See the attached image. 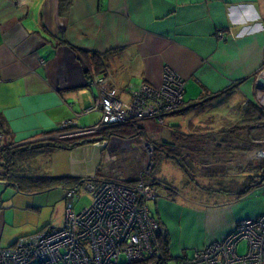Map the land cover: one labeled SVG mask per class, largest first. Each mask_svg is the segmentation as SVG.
<instances>
[{
	"label": "crops",
	"instance_id": "0c3cea01",
	"mask_svg": "<svg viewBox=\"0 0 264 264\" xmlns=\"http://www.w3.org/2000/svg\"><path fill=\"white\" fill-rule=\"evenodd\" d=\"M165 66L186 82L182 110L164 117L171 133L193 128L189 121L184 129L181 120L205 98H234L239 115L246 106L242 102L254 98L255 75L264 66V0H0L2 148L92 131L101 119V110L92 108L101 86L115 88L116 97L128 101L130 87L159 85ZM141 124L147 138L160 139V125L154 120ZM106 149L86 142L40 153L32 157L33 163L44 158L46 165L53 157L55 170L41 168L39 173L29 166L15 171L28 179L78 177L83 183H53L62 194L67 187L77 192L85 179L105 176ZM2 175L0 247H8L41 230H36L33 214L39 191L29 186L19 190ZM162 190V196L151 201L156 212L149 210L169 239V260L189 255L183 254L184 248L193 250L220 238L236 220L264 211V200L245 199L248 196L193 209L177 204L175 189ZM187 219L203 230L206 220L214 228L181 243L173 232L180 231L178 225L190 232L194 226Z\"/></svg>",
	"mask_w": 264,
	"mask_h": 264
},
{
	"label": "built area",
	"instance_id": "2783aa9c",
	"mask_svg": "<svg viewBox=\"0 0 264 264\" xmlns=\"http://www.w3.org/2000/svg\"><path fill=\"white\" fill-rule=\"evenodd\" d=\"M264 74L262 66L255 75L253 100L264 108V87L258 88ZM102 80L94 79L96 85ZM185 79L165 66L159 85L141 83L129 88V100L116 97L115 88L101 86L93 107L101 110V119L90 130L109 124L153 118L162 124L164 117L184 105ZM243 105L247 101L242 102ZM64 122L63 126H67ZM264 130V126H262ZM0 130V150L2 149ZM104 146L107 141L98 142ZM247 160H264V139L256 140ZM147 147V143H143ZM151 150V149H150ZM149 150V151H150ZM118 157L106 150L102 171L84 181L90 204L74 212L77 197L74 187L63 191L66 202L63 224L19 237L12 246L0 247V264H156L165 262L160 248L163 229L151 215L148 202L162 196L152 184L149 168L138 174L132 183L113 177ZM257 163V164H258ZM149 166L151 162L148 161ZM245 245L240 252V245ZM176 264H264V211L234 222L220 238L193 249Z\"/></svg>",
	"mask_w": 264,
	"mask_h": 264
},
{
	"label": "rangeland",
	"instance_id": "374dc122",
	"mask_svg": "<svg viewBox=\"0 0 264 264\" xmlns=\"http://www.w3.org/2000/svg\"><path fill=\"white\" fill-rule=\"evenodd\" d=\"M216 100L217 98L215 99L214 97L205 98V100L202 99L200 103H197L199 104L198 106H200L197 111L190 112L181 120V127L184 129L189 121L194 128L192 129H196V131L192 132H196L194 136L196 142H192L191 138H189V141L186 140V142L185 140H180V142L176 143L175 150H173L175 151V155L183 161L187 171L171 159L159 161L155 164V160H152L154 158V151L152 148L153 141L147 137H135L132 139L112 137L113 139L107 141L105 149L107 148L106 150L116 154L118 157V160H116L113 163L114 166H112L116 170L113 177H120L126 182H129L133 181L144 169L146 170L149 168L152 177L165 181L170 187L175 189L177 193H174V197L176 201H178L177 204L195 209L207 204L221 203L225 196L223 195L224 193H219L222 191L219 190L220 186L225 188V184L240 185L245 181L247 176L264 173V160L259 163L257 162L258 164L247 160L248 153L257 144L256 140L264 139V130H262L264 124H251L250 128H248L249 126L246 128L248 130H241V132L238 133V138L230 137L229 132L237 119L239 103L236 105L234 98L230 101L219 100L216 102ZM142 122L143 121L139 122V124ZM159 125L158 133L162 135H158L160 139H157L158 141L156 140V143L158 142L159 145L162 141H174L173 136L170 134L171 131L168 129L169 125L167 122L164 120V122ZM185 130L184 133H190L189 129L186 128ZM223 131L225 134H222ZM143 143H147V147H145ZM28 145L43 147L45 142L37 141L28 143ZM240 145L243 147L246 146V149H238L237 147H241ZM25 147L13 146L9 149L15 151L17 149H24ZM33 159L34 158H30L25 159L26 161H19V168L24 169L32 166L36 167V172L39 170L40 173L41 168L51 170L52 172L55 170L56 166H58V164L54 165L52 160L53 157H49V161L46 165L43 163L44 158H37L35 162L36 166H34ZM148 161L152 163L151 166H149ZM2 163L5 162L0 158V173L3 174L9 169L4 167ZM60 165L61 164H59V166ZM12 169L11 167L10 170ZM49 186L50 187L47 189L45 188L43 192H36V212L33 213L34 217H36V230L61 227L63 224L66 206L65 199H63V194L59 186L52 183ZM162 189H164L163 186L157 187L160 194H163ZM262 190H264V188H254V190L250 192L251 194L245 199L252 200L259 198L261 201L264 200V191ZM77 195L78 196L75 197L73 202L74 212H79L84 206L90 204L89 194L83 186L78 188ZM151 203L152 204L148 205V207L155 211V205H153V202ZM15 211L16 218H20L19 211ZM205 217H207V215H205ZM10 218L13 220V216H10ZM188 223L194 226L191 228V231L185 233L182 230V225H178L180 231L175 232L174 230L173 239L181 243L187 237L191 238L192 235L198 239L202 237L208 229L214 228L212 223H208L207 220L202 222L204 230L198 224H194V220L192 219L188 220ZM176 226V224H172L173 229H175ZM244 246L243 244L240 245V252L244 251ZM164 247L165 246H162L161 249L163 250ZM182 251L184 252L183 254H190L193 250L184 248ZM154 263H156V261H154ZM176 263L177 260L171 259L166 263L162 261L160 264Z\"/></svg>",
	"mask_w": 264,
	"mask_h": 264
},
{
	"label": "trees",
	"instance_id": "16d2710c",
	"mask_svg": "<svg viewBox=\"0 0 264 264\" xmlns=\"http://www.w3.org/2000/svg\"><path fill=\"white\" fill-rule=\"evenodd\" d=\"M97 58V55L95 56ZM225 94L229 92V89H226L225 91H222ZM246 100V99H245ZM247 104L245 107H243L235 121V123L232 125L229 136L230 137H236L238 138L239 132L241 130H245L248 126L250 128L251 124H264V108L260 107L256 104V102L253 99H247ZM195 106H190L189 108H195ZM182 108L175 111H181ZM173 112V113H175ZM152 119L153 118H147L145 120ZM144 120H138V121H131V122H125L120 124H109L103 127L99 130L89 131L87 133L82 134H73L65 137H58L53 139H48L45 142V145L43 147L35 146V145H28V147H25L24 149H17L12 150L9 148H2L0 150V158L5 163H2L4 167L9 169L8 171H5L2 176H5L8 178L13 184L18 187L19 190H26L27 186L33 188L30 190H36L40 191L45 188L50 187L49 185L55 182H62V181H69L71 184H80L83 183L82 180H80L78 177H56V178H42V177H34L32 179H28L25 177H19V174H16L15 167H19L18 162L23 161L25 159H29L37 156L38 154L42 152H51L58 149H72L80 144H84L86 142H101V141H109L112 137L122 138V139H132L135 137H146L145 136V129L143 128L142 124L139 122ZM155 121V120H154ZM156 124L159 125L155 121ZM174 127H177L178 125H173ZM248 130V129H246ZM245 130V131H246ZM193 131H196L191 129L189 134L181 132L179 129H174L171 133V135L174 138V141H162L159 143H156V141H153L152 148L154 151V158L152 160H155V164H157L159 161L168 160L171 159L172 161H175L178 165H180L185 171H187L185 164L183 161L175 155V147L176 143L180 142V140H186L189 141L191 138L192 142L195 141V133H192ZM192 133V134H191ZM222 134H225L224 131ZM196 142V141H195ZM194 142V143H195ZM37 144V143H36ZM237 147L238 149L245 150L246 146L243 147ZM22 147V146H21ZM44 150H43V149ZM236 148V147H235ZM244 148V149H243ZM2 151V152H1ZM23 156V157H22ZM11 167L13 168L12 170ZM5 170V169H4ZM262 171V170H261ZM2 173H0L1 175ZM153 182L152 184L154 187H160L163 186L164 188H172L170 187L165 181H161V179H157L156 177H152ZM87 180V179H85ZM84 180V181H85ZM133 181H129L128 183H132ZM50 183V184H48ZM264 188V173L258 175H249L246 177L245 181L240 184H225V188L220 186L219 190H222L219 193H224L223 195L225 197L224 201L227 200V203H230L234 200H239L241 198L247 197L250 195L251 191L254 190V188ZM224 188V189H223ZM173 189V188H172ZM225 190V191H224ZM264 191V190H262ZM222 195V196H223ZM160 241V248L162 246H165L163 252L166 260L164 263H166L170 257H169V239L165 233H163L159 239ZM161 262H156V264H160Z\"/></svg>",
	"mask_w": 264,
	"mask_h": 264
},
{
	"label": "bare ground",
	"instance_id": "6f19581e",
	"mask_svg": "<svg viewBox=\"0 0 264 264\" xmlns=\"http://www.w3.org/2000/svg\"><path fill=\"white\" fill-rule=\"evenodd\" d=\"M259 83H258V88L259 87H264V74H262L261 76H260V78H259Z\"/></svg>",
	"mask_w": 264,
	"mask_h": 264
}]
</instances>
